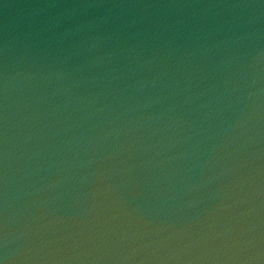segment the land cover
<instances>
[{
  "label": "water",
  "instance_id": "95a60500",
  "mask_svg": "<svg viewBox=\"0 0 264 264\" xmlns=\"http://www.w3.org/2000/svg\"><path fill=\"white\" fill-rule=\"evenodd\" d=\"M0 264H264V0H0Z\"/></svg>",
  "mask_w": 264,
  "mask_h": 264
}]
</instances>
